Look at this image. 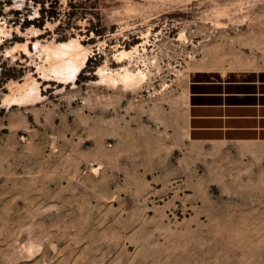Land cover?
<instances>
[{
	"label": "rangeland",
	"instance_id": "obj_1",
	"mask_svg": "<svg viewBox=\"0 0 264 264\" xmlns=\"http://www.w3.org/2000/svg\"><path fill=\"white\" fill-rule=\"evenodd\" d=\"M261 68L264 0H0V264H264V142L186 133Z\"/></svg>",
	"mask_w": 264,
	"mask_h": 264
},
{
	"label": "crops",
	"instance_id": "obj_2",
	"mask_svg": "<svg viewBox=\"0 0 264 264\" xmlns=\"http://www.w3.org/2000/svg\"><path fill=\"white\" fill-rule=\"evenodd\" d=\"M186 133L193 143L264 142V68L190 70Z\"/></svg>",
	"mask_w": 264,
	"mask_h": 264
},
{
	"label": "bare ground",
	"instance_id": "obj_3",
	"mask_svg": "<svg viewBox=\"0 0 264 264\" xmlns=\"http://www.w3.org/2000/svg\"><path fill=\"white\" fill-rule=\"evenodd\" d=\"M141 42H142V41H141ZM123 69H124V68H123ZM124 71H126L125 73H128V75H129V72H127V69H125ZM123 74H124V72H123ZM137 74H139V73H137ZM137 74H136V75H137ZM128 75L125 74V75H123V77H124V76H125V77H126V76L128 77ZM130 75L132 76V74H130ZM130 75H129V76H130ZM133 76H134V75H133ZM133 76H132V77H133ZM129 78H130V77H129ZM134 78H135V77H134ZM123 79H124V78H123ZM125 79H126V78H125ZM130 79H132V78H130ZM136 79H137V78H136ZM127 80H129V79L127 78ZM130 81H131V80H130ZM127 82H128V81H127ZM127 82H126V83H127ZM123 83L126 84L125 82H123ZM130 83L132 84V82H130ZM130 83H129V85H130ZM23 89H24V88H23ZM17 95H18V94H17ZM10 100H11V99H10ZM13 100H14V99H13Z\"/></svg>",
	"mask_w": 264,
	"mask_h": 264
}]
</instances>
